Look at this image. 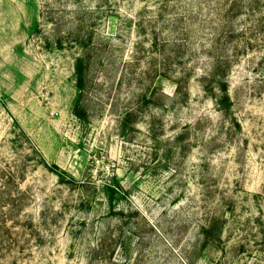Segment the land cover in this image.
<instances>
[{
  "label": "rangeland",
  "instance_id": "rangeland-1",
  "mask_svg": "<svg viewBox=\"0 0 264 264\" xmlns=\"http://www.w3.org/2000/svg\"><path fill=\"white\" fill-rule=\"evenodd\" d=\"M0 264H264V0H0Z\"/></svg>",
  "mask_w": 264,
  "mask_h": 264
},
{
  "label": "trees",
  "instance_id": "trees-1",
  "mask_svg": "<svg viewBox=\"0 0 264 264\" xmlns=\"http://www.w3.org/2000/svg\"><path fill=\"white\" fill-rule=\"evenodd\" d=\"M84 57L83 56H78L75 58V63H74V69H75V77H76V87L78 88L79 92L82 91L83 89V84H84V78H85V73H84V69H85V65H84ZM215 66L217 67L219 65V60H216L215 61ZM218 69L215 70V74L216 75H219V73H216V71L218 72ZM177 84V82H176ZM176 89H177V86H176ZM221 91L225 92V87L221 88ZM223 98L225 100H227V96L226 94L224 93L223 95ZM74 112L76 115H78L79 117H82L83 116V110L81 109L80 107V104L79 102L77 101L75 104H74ZM12 207H20V203H19V200H16V199H12L9 203ZM12 209V208H11ZM3 221L4 218L2 219Z\"/></svg>",
  "mask_w": 264,
  "mask_h": 264
}]
</instances>
